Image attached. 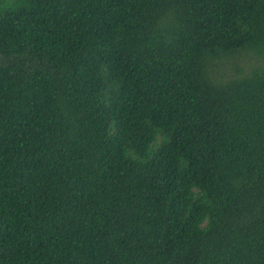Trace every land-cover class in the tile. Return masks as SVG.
Wrapping results in <instances>:
<instances>
[{"label":"trees","instance_id":"trees-1","mask_svg":"<svg viewBox=\"0 0 264 264\" xmlns=\"http://www.w3.org/2000/svg\"><path fill=\"white\" fill-rule=\"evenodd\" d=\"M260 59L264 0H0V264H264Z\"/></svg>","mask_w":264,"mask_h":264},{"label":"rangeland","instance_id":"rangeland-1","mask_svg":"<svg viewBox=\"0 0 264 264\" xmlns=\"http://www.w3.org/2000/svg\"><path fill=\"white\" fill-rule=\"evenodd\" d=\"M251 57L243 58L240 62L233 63L232 61H220L218 67H219V72L223 74V77H230L235 74L234 69L235 66H238V68L242 70H246L249 65L253 64V61L250 60ZM260 58V57H259ZM264 61V59H260ZM264 63V62H263Z\"/></svg>","mask_w":264,"mask_h":264}]
</instances>
